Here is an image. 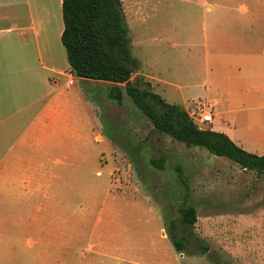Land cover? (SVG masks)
<instances>
[{
    "label": "rangeland",
    "instance_id": "1",
    "mask_svg": "<svg viewBox=\"0 0 264 264\" xmlns=\"http://www.w3.org/2000/svg\"><path fill=\"white\" fill-rule=\"evenodd\" d=\"M122 1L140 61L133 82L188 110L205 89L202 10L195 0ZM65 79L69 135L21 148L48 162L35 205L20 189L0 196V264H264V172L155 129L127 93L110 98L112 82ZM163 156V168L151 162ZM190 204L207 252L197 241L178 251L170 238L169 221Z\"/></svg>",
    "mask_w": 264,
    "mask_h": 264
},
{
    "label": "crops",
    "instance_id": "2",
    "mask_svg": "<svg viewBox=\"0 0 264 264\" xmlns=\"http://www.w3.org/2000/svg\"><path fill=\"white\" fill-rule=\"evenodd\" d=\"M195 4L202 10L206 67L197 99L214 107L208 124L264 155V0ZM63 30V0H0V196L20 189L25 197L18 200L27 204L35 205L33 196L44 185L38 172L48 162L44 154L22 149L69 135V89L62 77L69 84L75 77L93 80L70 73ZM43 211L39 206L26 218L40 220Z\"/></svg>",
    "mask_w": 264,
    "mask_h": 264
},
{
    "label": "trees",
    "instance_id": "3",
    "mask_svg": "<svg viewBox=\"0 0 264 264\" xmlns=\"http://www.w3.org/2000/svg\"><path fill=\"white\" fill-rule=\"evenodd\" d=\"M63 20L62 42L67 50L70 73L112 82L110 98L123 103L127 93L155 129L174 139L226 156L244 169L264 172V155L247 151L224 132L202 128L182 105L167 101L149 83L143 86L141 80L133 82L140 61L132 53L122 0H63ZM151 162L163 168L165 157L152 158ZM179 212L180 218L168 223L175 248L184 251L188 244L197 241L201 252L209 251L210 247L196 235L197 208L183 205Z\"/></svg>",
    "mask_w": 264,
    "mask_h": 264
},
{
    "label": "built area",
    "instance_id": "4",
    "mask_svg": "<svg viewBox=\"0 0 264 264\" xmlns=\"http://www.w3.org/2000/svg\"><path fill=\"white\" fill-rule=\"evenodd\" d=\"M187 111L190 117L195 122L199 123L201 127L213 121L214 107L212 103L208 100H204V99L191 100L189 109Z\"/></svg>",
    "mask_w": 264,
    "mask_h": 264
},
{
    "label": "bare ground",
    "instance_id": "5",
    "mask_svg": "<svg viewBox=\"0 0 264 264\" xmlns=\"http://www.w3.org/2000/svg\"><path fill=\"white\" fill-rule=\"evenodd\" d=\"M260 131H262V130H260Z\"/></svg>",
    "mask_w": 264,
    "mask_h": 264
}]
</instances>
